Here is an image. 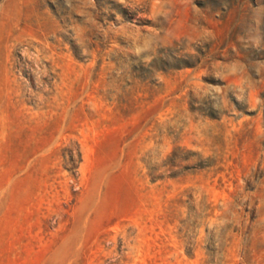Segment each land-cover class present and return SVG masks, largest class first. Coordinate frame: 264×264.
Here are the masks:
<instances>
[{
	"label": "rangeland",
	"instance_id": "rangeland-1",
	"mask_svg": "<svg viewBox=\"0 0 264 264\" xmlns=\"http://www.w3.org/2000/svg\"><path fill=\"white\" fill-rule=\"evenodd\" d=\"M0 264H264V0H0Z\"/></svg>",
	"mask_w": 264,
	"mask_h": 264
}]
</instances>
